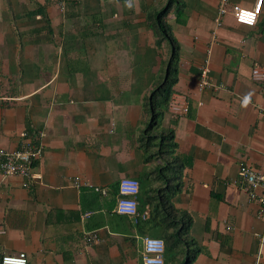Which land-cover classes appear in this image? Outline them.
<instances>
[{
  "label": "crops",
  "instance_id": "crops-1",
  "mask_svg": "<svg viewBox=\"0 0 264 264\" xmlns=\"http://www.w3.org/2000/svg\"><path fill=\"white\" fill-rule=\"evenodd\" d=\"M59 1L0 0V147L17 149L25 131L42 146L32 169L38 179L0 175V256L142 264L143 235L114 206L120 178L146 180L140 212L147 188L159 183L145 179L159 160L143 162L138 137L144 99L169 55L147 15L166 0H63L62 9ZM182 1L178 20L174 7L168 13L179 46L171 89L187 97L189 110L172 116L166 104L162 126L173 129L176 153L187 159L172 200L190 214L201 248L191 264L263 263L259 205L235 180L240 161L264 171V81L250 75L264 65V12L253 26L230 13L217 24L218 0ZM208 48L217 87L199 90ZM90 230L100 240L86 246L82 235Z\"/></svg>",
  "mask_w": 264,
  "mask_h": 264
},
{
  "label": "trees",
  "instance_id": "trees-1",
  "mask_svg": "<svg viewBox=\"0 0 264 264\" xmlns=\"http://www.w3.org/2000/svg\"><path fill=\"white\" fill-rule=\"evenodd\" d=\"M173 7L178 20V16L183 13L182 0H166L147 15L149 26L156 35V44L165 41L169 46V55L162 71V79L144 99L147 120L140 131L138 142L144 155L143 162L159 160L147 172L145 179L150 175L159 183L153 188H147L148 207L142 210L146 217L137 219L135 225L143 236H154L163 240V264H191L201 248L190 234V214L176 207L172 200L180 190L181 170L187 159L176 153L173 129L162 126L163 108L172 93L171 86L175 80L179 57V46L168 23V13ZM28 136L32 138L29 133ZM143 187L144 181L139 182V189Z\"/></svg>",
  "mask_w": 264,
  "mask_h": 264
},
{
  "label": "built area",
  "instance_id": "built-area-1",
  "mask_svg": "<svg viewBox=\"0 0 264 264\" xmlns=\"http://www.w3.org/2000/svg\"><path fill=\"white\" fill-rule=\"evenodd\" d=\"M263 0H255L251 6H241L230 3L229 0H218L216 13L217 24L220 17L230 13L235 22L246 26H253L258 15L264 12ZM64 1H59V7L62 9ZM245 13H252L250 18H245ZM209 53L207 49L206 59L200 67L198 79V89L202 90L208 87H217L209 79ZM251 78L258 82L264 81V65L255 64L251 68ZM167 111L172 116H183L188 113L189 105L187 97L179 92H172L166 105ZM40 142H35L29 138L27 132L22 133L19 147L15 150H7L0 147V175L3 177L18 175L26 180L38 179L33 172V164L41 154ZM236 184L243 188L248 199L259 205L257 217L264 221V171L240 161L238 163ZM73 185L79 186L77 178L73 179ZM139 191V182L136 178L122 177L117 184L118 196L116 198L114 212L131 218L134 222L137 219H144L146 214L138 210L137 195ZM86 213L85 215H87ZM260 243L264 241V233L256 234ZM100 240L96 230L86 231L82 235V242L86 246L98 243ZM142 264H163L164 263V242L159 237L143 236L142 237ZM28 258L24 251L17 253H7L0 256V264H27ZM255 264H264L257 261Z\"/></svg>",
  "mask_w": 264,
  "mask_h": 264
},
{
  "label": "clouds",
  "instance_id": "clouds-1",
  "mask_svg": "<svg viewBox=\"0 0 264 264\" xmlns=\"http://www.w3.org/2000/svg\"><path fill=\"white\" fill-rule=\"evenodd\" d=\"M244 16H245L246 19L247 18H250L252 16V13H245ZM244 102L245 103L247 102V98H245V101Z\"/></svg>",
  "mask_w": 264,
  "mask_h": 264
},
{
  "label": "rangeland",
  "instance_id": "rangeland-1",
  "mask_svg": "<svg viewBox=\"0 0 264 264\" xmlns=\"http://www.w3.org/2000/svg\"><path fill=\"white\" fill-rule=\"evenodd\" d=\"M144 186H145V182H144Z\"/></svg>",
  "mask_w": 264,
  "mask_h": 264
}]
</instances>
